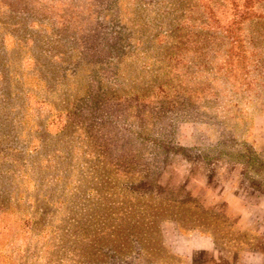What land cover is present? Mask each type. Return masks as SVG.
Instances as JSON below:
<instances>
[{
	"label": "rangeland",
	"instance_id": "rangeland-1",
	"mask_svg": "<svg viewBox=\"0 0 264 264\" xmlns=\"http://www.w3.org/2000/svg\"><path fill=\"white\" fill-rule=\"evenodd\" d=\"M263 257L264 0H0V264Z\"/></svg>",
	"mask_w": 264,
	"mask_h": 264
},
{
	"label": "crops",
	"instance_id": "crops-1",
	"mask_svg": "<svg viewBox=\"0 0 264 264\" xmlns=\"http://www.w3.org/2000/svg\"><path fill=\"white\" fill-rule=\"evenodd\" d=\"M196 248H198L196 246ZM202 249H210L211 248V244L210 243H207V242H203V245L200 247ZM253 264H264V257L263 258H260V259H256V260H253Z\"/></svg>",
	"mask_w": 264,
	"mask_h": 264
},
{
	"label": "trees",
	"instance_id": "trees-1",
	"mask_svg": "<svg viewBox=\"0 0 264 264\" xmlns=\"http://www.w3.org/2000/svg\"><path fill=\"white\" fill-rule=\"evenodd\" d=\"M252 162V161H251Z\"/></svg>",
	"mask_w": 264,
	"mask_h": 264
}]
</instances>
